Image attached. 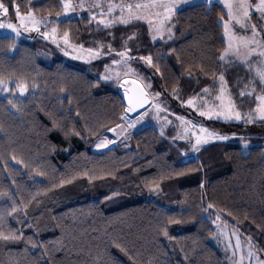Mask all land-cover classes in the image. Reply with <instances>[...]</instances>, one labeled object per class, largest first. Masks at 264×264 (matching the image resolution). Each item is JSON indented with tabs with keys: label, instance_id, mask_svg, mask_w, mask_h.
<instances>
[{
	"label": "trees",
	"instance_id": "trees-1",
	"mask_svg": "<svg viewBox=\"0 0 264 264\" xmlns=\"http://www.w3.org/2000/svg\"><path fill=\"white\" fill-rule=\"evenodd\" d=\"M2 2L9 7L6 18L15 20L11 0ZM15 3L22 13L31 8L37 16L60 11L59 0ZM222 13L216 2L191 4L176 13L172 40L152 43L146 24L139 23L111 29L115 34L113 44L119 47L123 39L136 32L128 42L132 54L151 53L159 59L161 72L151 74L153 91L163 94L168 110L189 117L180 99L211 85L195 65L221 69L217 57L224 45L217 21ZM56 26L59 33L69 30L72 42L84 43L85 47H94L96 39H110L105 32H96L87 16L64 18ZM11 37L0 35V76L6 81L27 82L29 92L20 99L23 103L19 112L0 96V126L4 128L0 132V156L7 159L14 151L29 165L26 168L9 161V167L16 170L21 195L27 198L29 192L50 186L61 174L74 169L107 166L117 172L115 179L107 177L90 184L87 178H78L52 189L41 197L39 205H29L28 217H20L24 224L5 217L6 227L20 228L26 236L45 243L50 255L41 259L40 248L22 242L7 246L0 243V264H11L14 259L21 264H231L212 242V219H201L207 216L200 206L209 203L225 210L221 216L264 249V123L204 120L210 129L236 136L204 145L196 158L188 160L183 159L182 150L190 153V149L186 143L172 139L173 127L161 135L152 125L132 133L128 147L116 144L93 151L97 136L91 132L103 133L121 122L118 116L124 104L114 82L96 77L107 58L82 63L64 58L41 39L13 41ZM169 48L176 51L169 52ZM189 70L193 71L191 78ZM225 74L235 95V81L246 72L232 65ZM33 82L36 88H31ZM173 89L180 99L173 97ZM236 100L240 98L236 96ZM73 130L81 135L73 134ZM240 137L248 141V148ZM30 169L46 175L29 176ZM178 171L183 174L175 175ZM11 179L0 160V188L11 186L15 191L17 185H12ZM156 184L158 190H150ZM112 192L118 195L105 200ZM228 211L233 216H227ZM168 218L180 221L167 224L169 235L176 240L170 241L159 232ZM58 240L66 247L56 251ZM25 247L27 253L22 251Z\"/></svg>",
	"mask_w": 264,
	"mask_h": 264
},
{
	"label": "snow or ice",
	"instance_id": "snow-or-ice-1",
	"mask_svg": "<svg viewBox=\"0 0 264 264\" xmlns=\"http://www.w3.org/2000/svg\"><path fill=\"white\" fill-rule=\"evenodd\" d=\"M190 0H92L87 3L86 0H59L60 11L56 12L55 19L49 17L38 18L34 11L29 8L27 12L22 13L20 5L11 0V8L14 10L15 17L19 24L13 22L5 23L0 20V29H9L14 35L11 39L14 41L20 35V28L25 31H35L44 39L51 40L57 47H61L59 41H63L64 47L61 51L65 55L72 56L74 59L91 63L94 60L107 58L108 62L103 65V72L100 73L99 79L103 81H113L121 89H123V100L126 101L122 105V112L118 119L121 123L107 127L106 131L114 133L117 137L123 136L129 138V130L135 129L141 124L145 117L151 112L153 118L158 122L161 120L159 113L167 112V108L157 102L162 95L160 91H153L151 78L145 76L140 67L146 69H155L156 73L161 72L159 59H154L151 53L144 55H133L132 48L128 46L129 40L136 37L137 33L132 32L127 38L123 39L119 47H114L113 41L115 34L111 29L117 26H132L134 24L143 23L147 26L148 34L153 42L164 40L167 35L168 40H172L175 36V16L182 5L189 4ZM213 0H206L211 5ZM223 8V13L219 16L217 24L222 28L223 49L217 57L221 65V69L217 71L203 64L195 65V70L208 77L211 85H205L199 93L189 96L187 99H180L177 90L173 89L172 95L176 99H180L182 106L194 110L196 115L206 120H222L225 122H243L252 124L257 121L264 123V0H218ZM87 10V21L89 25L95 24L96 32H105L110 39L94 40V47H85L84 43H73L69 30H64L62 35L58 36L56 24L61 17H69V14H75L78 10ZM9 13V7L0 0V16L6 17ZM256 21H253V17ZM226 17V18H225ZM53 25L49 30V25ZM41 26L44 31H41ZM11 46V45H10ZM68 49H71L69 51ZM176 49L169 48V52ZM179 59V57H178ZM133 64L138 67H133ZM240 66L243 67L246 76L237 77L235 87L238 91L233 94V86L229 84L226 78L224 66ZM193 66H189L192 68ZM188 76H193V71H188ZM38 85L33 82L31 88ZM64 92L63 87L60 88ZM29 92V84L27 82L17 81L12 83L11 79L5 80L0 76V93H8L6 97L7 105L17 112L21 110V96ZM236 96L240 98V104L237 103ZM247 98L252 106L247 111L241 110V105ZM71 98L69 97V103ZM148 107H145V106ZM135 113V116L130 114ZM174 116L175 113H172ZM183 127L184 134H178L179 139L188 140L191 144V150L198 153L201 146L209 143V141L228 140L230 137L210 129L202 123L195 120H189L185 116H176ZM165 123H170L164 118ZM101 128L104 125L100 126ZM3 126H0V132H3ZM189 133L191 138H189ZM73 134L80 136L79 131L73 130ZM97 136L95 148H107L109 144H114L115 140L108 139L103 133L97 134L96 131L91 132ZM161 135H163V126L161 127ZM235 137L236 134L232 133ZM175 140V138H173ZM245 148L249 147L248 141L240 137ZM183 154V153H182ZM0 160L4 161V169L8 171L12 185H17L15 191L11 186L0 188V243L7 246L9 243H24L31 245L32 248H40V258L50 255V250L45 243L34 240L32 236H26L20 228L6 227L4 224L5 217L15 219L17 223L24 224V220L20 217H28L29 205L41 203V197L46 196L52 189L62 188L67 184L73 183L78 178H87L91 184L95 180H104L107 177L116 178L117 169L115 167H94L83 170L74 169L68 173L61 174L57 181L51 183L50 186L37 188L35 192H29L27 198L21 195L18 182L15 179V169L9 167V161H15L18 165H29L23 159L18 157L15 152L8 153V158L0 156ZM125 167L127 165L125 164ZM35 173L38 176H45L46 173L37 169H30L29 176ZM183 173L178 171L175 175L179 176ZM164 177H161L163 179ZM203 184L201 183V188ZM159 185L156 184L150 190H158ZM118 195L112 192L111 196H105V200H110ZM20 197L17 199V197ZM202 212H208L209 217H201V219L210 218L213 214L210 210H215V219L211 223L215 225L216 232L213 236L216 239L223 238L225 252H230L231 264H264V249H260L258 245L253 243L251 235L245 236L241 240L239 228L234 224L229 227V221L222 219L221 212L223 209H217L212 203L207 206H200ZM227 216H233L231 211L227 212ZM235 219V217H233ZM180 221L168 218L166 223L159 226V232L167 237L170 241L176 240L174 236H170L167 224L179 223ZM240 222L237 220L236 224ZM33 227L31 224L27 225ZM75 239V237H73ZM234 241V242H233ZM56 244L60 247L54 249L62 250L66 245L58 240ZM117 248L124 250L120 244H116ZM22 251L27 253L25 247ZM187 259V256H185ZM11 264H21L19 259H14ZM47 264V262H46Z\"/></svg>",
	"mask_w": 264,
	"mask_h": 264
},
{
	"label": "rangeland",
	"instance_id": "rangeland-1",
	"mask_svg": "<svg viewBox=\"0 0 264 264\" xmlns=\"http://www.w3.org/2000/svg\"><path fill=\"white\" fill-rule=\"evenodd\" d=\"M75 2V0H74ZM87 3H92V0H86ZM202 2H206V0H190L189 4L187 5H182V7L184 6H188V5H191V4H195V3H202ZM213 2H216L218 3V0H213ZM212 2V3H213ZM219 4V3H218ZM220 5V4H219ZM221 6V5H220ZM224 11V10H223ZM37 16V15H36ZM79 16H87V10L84 9V10H78L75 14H69V17H79ZM38 18H42V17H49L50 19H55L56 17V14H48V15H45V16H37ZM65 17H61L60 20L64 19ZM68 18V17H67ZM226 18V17H225ZM0 20H3V22L5 23H8V22H13V23H16L17 25L19 24V21L15 18V20H10L4 16H0ZM253 21L255 22L256 21V17L254 16L253 17ZM95 26V24H93ZM53 25H49V30L51 29ZM57 27V26H56ZM175 29V28H174ZM44 27L41 26V31H44ZM148 33V31H147ZM4 34H9V35H14L13 33H11V31L9 29H0V35H4ZM63 33H59L58 32V36L59 35H62ZM149 35V34H148ZM150 37V35H149ZM22 38H27V39H33V38H38V39H41L42 41H46L48 43H50L53 47H55L57 49V52L59 54H61L64 58L66 59H71V60H75V61H78V62H82V63H86L82 60H77V59H74L72 56H69V55H65L63 51H61V47H64L63 45V41H59L61 47H57L56 44H54L51 40H46L44 39L41 35H39V33L35 32V31H25L23 28H20V35L18 37H16L15 39H22ZM150 40L152 41L151 37H150ZM161 41H169L167 39V35H165L164 37V40H157L155 42L152 41V43H157V42H161ZM74 43V42H73ZM69 51H71V49H68ZM133 67H138V65L136 64H133ZM229 67L227 65L224 66V70ZM140 71L147 77H150L151 78V74L154 73V69H146L144 67H140ZM103 72V70H102ZM100 72V73H102ZM100 73L96 75V77L99 78L100 76ZM113 82V81H112ZM151 82H152V79H151ZM13 84H15L14 81H12ZM116 87L119 89V91H123V89H121L117 84H115ZM212 86V85H210ZM9 94L8 93H0V96L1 97H7ZM27 95V93H25L24 96H21L20 99L24 98L25 96ZM157 102L160 103L162 105V108H166L165 107V99L163 97V94L157 99ZM238 104H240V101H237ZM184 108V110L186 111V113L189 115V117L185 116L187 119L189 120H195L199 123H202L204 124L205 126H207L205 123H204V118L202 117H199L198 115H196V113L194 112V110L188 108L187 106H182ZM250 108V106L248 105V100L247 98H245L244 100V103L242 104L241 106V110L242 111H247L248 109ZM173 112L168 110L167 112L165 111H161L159 113L160 117H161V120L158 122L156 119L153 118V114L150 112L146 117H145V120L141 123V124H138L136 126L135 129H130L129 130V138L131 136L132 133L136 132L137 130H139L140 128H142L143 126L145 125H152L154 126L157 130H159L161 132V127L163 126V132L168 129L169 127H173L174 128V136L173 138H175V141L177 142H184L188 145L189 149H190V153H187L186 151L182 150V155H183V159L184 160H188V159H191V158H196V153L192 152L191 150V144L189 143L188 140H182V139H179L178 137V134L180 135H183L184 134V130H183V127L181 126L180 124V121L176 119V116H183V115H173L172 114ZM164 118L167 119V121H170V123H165V120ZM218 121H222V120H218ZM225 122V121H223ZM232 122H235V121H232ZM121 123V122H119ZM243 123V122H242ZM208 127V126H207ZM103 135L104 136H107L108 139L110 140H115V143L114 144H109L107 148L109 147H112L116 144H122L124 147H128L129 145V138L128 139H125L123 136H120V137H117L114 133H111V132H103ZM229 137H231L232 135H228ZM172 138V139H173ZM189 138H191V134L189 133ZM97 140V139H96ZM96 140H95V143H96ZM174 140V139H173ZM219 140H214V141H209V143H212V142H217ZM243 142V141H241ZM94 143V145H95ZM207 143V144H209ZM205 144V145H207ZM93 145L92 147V150L93 151H103L107 148H101V149H97L95 148V146ZM204 146V145H202ZM201 146V147H202ZM213 214L211 215L210 219H215V212H212ZM205 215L207 217H209V213L206 212ZM222 219H224L222 217ZM214 226V229H215V232H216V227L215 225ZM232 225L229 223V227H231ZM245 239V236L241 235V240L243 241ZM212 242L214 243V245L217 247V249L230 261L229 257H230V252H225L224 250V242H223V238L221 237L219 240L216 239L214 236L212 238ZM234 242V241H233ZM262 257H264V253H261ZM231 262V261H230ZM245 264H247V261H245Z\"/></svg>",
	"mask_w": 264,
	"mask_h": 264
},
{
	"label": "water",
	"instance_id": "water-1",
	"mask_svg": "<svg viewBox=\"0 0 264 264\" xmlns=\"http://www.w3.org/2000/svg\"><path fill=\"white\" fill-rule=\"evenodd\" d=\"M120 93H121L122 100H123V91H120ZM123 103L125 104L126 101L123 100ZM145 107H148V106L146 105ZM130 115L135 116V113H132V114H130Z\"/></svg>",
	"mask_w": 264,
	"mask_h": 264
}]
</instances>
